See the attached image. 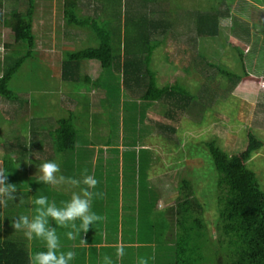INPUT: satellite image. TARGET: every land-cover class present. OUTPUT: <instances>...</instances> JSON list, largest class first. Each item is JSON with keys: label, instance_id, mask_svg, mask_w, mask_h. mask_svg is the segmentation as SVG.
Listing matches in <instances>:
<instances>
[{"label": "rangeland", "instance_id": "rangeland-1", "mask_svg": "<svg viewBox=\"0 0 264 264\" xmlns=\"http://www.w3.org/2000/svg\"><path fill=\"white\" fill-rule=\"evenodd\" d=\"M12 1L4 0L8 3ZM126 1L122 0L123 13H119L122 24L125 18L127 20ZM62 2L38 0L37 16L35 14L38 53L28 59L11 80L10 87L18 94L19 101H8L0 95V142H11L12 135L18 133L29 143L31 140L33 144L36 141L37 149L41 151L48 147L56 156L55 161L63 162L64 154L73 150L65 153L58 151L53 133L60 125V118L74 113L78 143L69 170L75 172L74 177L81 181L82 174L91 175L87 173L95 166V158L101 149L110 146H121V149H128L129 152L140 147L149 149H141L140 153L141 164L151 160V167L147 169L149 182L140 183V187L149 185L156 189L159 201L155 207L147 204L148 215H143L141 210L137 217L135 213L130 214L126 206L123 213L118 215L117 197L122 184L125 181L124 197L130 195L125 189L131 190L133 194L137 185L124 178L122 168L118 171L109 168L99 174L103 171L99 165L96 177L103 179L110 189L104 192V195H110V204L107 205L108 209L99 214L101 220L90 225L87 232L81 230L74 240L68 239L66 235L70 228L59 226L52 218H49V223L56 228L60 238L59 251L76 253L72 264H105L106 256L112 259L113 264H139L141 259H146L148 264H169L167 238L172 222L170 216L166 215L169 214L167 208L174 206L179 199L180 184L184 178L194 182L199 198L205 202L206 217L210 224L217 217L214 204L217 175L206 149L207 141L217 137L221 147L229 154H245L243 158L255 171L264 189V0L162 1L165 11L153 17L166 18L170 36L165 45L156 49L158 54L154 53V58H157L156 66L153 65L155 80L159 89L181 87L180 98L187 99L188 95H194L195 101L185 111L178 108L170 111L173 104L161 98L156 99L147 107L146 115L142 114L141 102L150 98L151 94L149 97L138 93L134 95L129 90H116L114 87L104 90L93 81L85 84L62 82L60 61L64 49L59 36L66 30ZM215 9L225 12V15L220 14L218 35H198L199 27L205 31L208 29ZM113 23L118 24L119 21ZM0 32L3 33L4 42L0 45V61H3L7 49L15 48L16 42L13 35L1 25ZM96 44L97 40L93 38L91 42L78 45L83 48ZM166 51L170 52V63L165 60ZM240 51L244 53L243 59ZM241 60L251 74L234 88L233 82L225 75L218 74L217 68L242 72L244 68L240 65ZM84 66L94 78L100 75V80L104 78L105 70L100 61L85 60ZM2 70L0 66V75ZM5 113L11 114L12 118ZM137 117L143 119L144 123L137 122ZM171 126L174 131L164 134L165 129ZM47 134L48 143L41 146ZM250 136L256 144L254 149L250 148L253 142ZM2 149L0 155L6 161L15 157L14 152L5 153L6 147ZM78 150H85V153L82 157L84 167L81 169L78 166L77 171L75 151ZM77 161L80 163L81 159ZM18 167L24 169V164L21 162ZM62 170L63 166L60 165L57 175L62 174ZM126 175L131 177L132 172L127 171ZM135 177L139 180L137 173ZM33 184L45 185L56 196L62 194L55 198L59 199L57 207L65 206L72 197L70 193L78 186L67 182L46 184L40 179L29 183L24 182L23 178L18 183L19 186ZM79 185L86 188L83 183ZM21 191L28 192L29 200L22 199L24 205L20 203L21 207L14 209V215L35 214L34 191ZM75 223L79 226L81 221L77 219ZM79 240L81 242L75 246ZM87 241L93 243L89 245L91 248L84 247ZM120 246L124 248V255L118 257L117 248Z\"/></svg>", "mask_w": 264, "mask_h": 264}, {"label": "trees", "instance_id": "trees-1", "mask_svg": "<svg viewBox=\"0 0 264 264\" xmlns=\"http://www.w3.org/2000/svg\"><path fill=\"white\" fill-rule=\"evenodd\" d=\"M135 1H126L127 20L125 18L122 24L119 19V13H123L122 0H63L66 30L59 36L64 49L63 59L60 61L61 80L64 83L72 82L71 84L93 81L100 84L104 90L106 87L110 89L114 87L116 90H129L134 95L138 93L149 97L151 94L150 98L141 102L142 114L145 115L147 107L160 98L174 105L170 111L177 108L185 111L195 101V96L180 98L181 87L159 89L155 80L153 65L156 66L157 58H154V53H157L156 49H159L160 45H165L170 33L167 31L169 24L166 18L164 16L154 18L153 15L165 11L162 7V1L165 0ZM37 7L38 0H13L11 3L0 0V25L13 35L16 42V47L7 49L3 61H0L3 68L0 75V95L8 101H19L18 94L10 87L11 80L26 61L38 53L35 34ZM213 11L208 29L205 31L203 27H199L198 35H218L221 25L220 14L225 15V12L216 9ZM116 20L119 21L118 24L113 23ZM2 38L3 33L0 32V45L4 44ZM93 38L97 40L95 46L88 45L82 48L78 45L91 42ZM7 46H10L9 43ZM243 55L244 53L240 51L242 59ZM89 59L101 62L105 70L104 78L100 80L101 75L94 78L87 73L84 61ZM165 60L172 62L170 52H165ZM240 65L244 68L242 72L219 67L217 72L228 77L235 88L244 77L251 74L243 60L240 61ZM88 67L87 65L86 69ZM11 110L13 111L14 107ZM5 114L12 118L11 114ZM75 118V114L71 113L58 120L60 125L55 129L53 136L56 148L61 153L76 149L78 131L75 127ZM135 120L144 123L143 119L140 120L138 117ZM173 128L171 126L165 129L164 134L166 131H174ZM250 137L252 140V136ZM252 141L250 148L254 149L256 144L254 139ZM20 144V156L16 161L22 162L28 155L29 146L27 141H21ZM133 146L135 147V144ZM141 149L149 150L140 147L129 152L128 149H121V146H110L99 150L95 163L96 176L99 165L103 170L99 174L106 169L108 171L109 168L117 171L122 168L124 178L137 185L133 194L131 190L125 189L130 195L123 198L129 213H135L137 217L141 210L143 215H148L147 204L155 207L159 201L156 189L149 185L140 187V183L149 182L147 169L151 167V160H145L141 164ZM206 149L217 175L214 200L217 217L215 222L210 224L206 217L205 202L199 198L194 182L190 178H184L180 184L179 199L174 206L167 208L169 214L166 215L170 216L172 222L169 230L172 234L168 233L167 238L170 248L169 264H264V189L257 174L243 158L245 154H229L221 147L217 137L206 142ZM70 154L71 152L65 153L64 161L60 163L61 166L68 163L69 169L73 158V154L71 156ZM14 164L15 160L11 159L5 165L8 183L18 180L20 169L18 166L14 167ZM127 171L132 172L131 177L126 175ZM63 173H66L65 169ZM136 173L139 180L135 177ZM95 179L99 184L104 183L100 177ZM21 181L18 180V183ZM122 185L124 189L125 181ZM105 190L110 189L108 187L95 190V193H100L105 201H110V195H104ZM38 193L42 194L40 190H36L35 195ZM49 197L56 201L51 191ZM5 230L9 229L6 227ZM16 236L13 238L7 236V231L5 237L0 235V264H30L32 255L47 251L46 244L41 239L33 237L31 241L29 239L27 241L23 235Z\"/></svg>", "mask_w": 264, "mask_h": 264}, {"label": "clouds", "instance_id": "clouds-1", "mask_svg": "<svg viewBox=\"0 0 264 264\" xmlns=\"http://www.w3.org/2000/svg\"><path fill=\"white\" fill-rule=\"evenodd\" d=\"M14 159V158H13ZM39 171L42 172L40 181L46 184H61L64 182L72 185L83 183L86 188L80 189V194L73 192L71 200L65 206L57 207L54 202H49L48 197L41 195L36 198L33 203L35 214L31 216L20 215L13 220V227L17 230L21 228L27 229L25 236L28 239L33 237L41 239L45 242L47 251H40L32 255L30 264H72L76 253L74 251H59L60 238L57 235L56 228L51 226L49 218H52L59 226L70 228L66 233L68 239L74 240L80 235L81 230L87 232L90 225L101 220V217L91 211V201L93 196H99L100 193L89 191L96 187L98 181L91 175H84L82 181L71 177H65L60 174V164L55 160L45 161L40 165ZM8 175L3 170H0V205H3L8 200L16 199L17 185L8 183ZM81 221L78 226L75 221ZM124 255L122 246L117 248V256ZM105 264H113L110 257L104 258ZM139 264H148L146 259H141Z\"/></svg>", "mask_w": 264, "mask_h": 264}, {"label": "crops", "instance_id": "crops-1", "mask_svg": "<svg viewBox=\"0 0 264 264\" xmlns=\"http://www.w3.org/2000/svg\"><path fill=\"white\" fill-rule=\"evenodd\" d=\"M12 133V132H11ZM9 133L7 135V141H8V138L10 136ZM16 133V132H15ZM36 134H34L33 132V136H35ZM49 137V134H47V138L45 140L42 141V145L44 144V146L47 145L48 143V138ZM21 141H27V139H25L24 136H22L21 134H15V135H12V141L11 142H7V143H1L0 142V150L3 151L2 148H7V150H4L5 153H9L10 151L11 152H14L15 153V157L13 156L11 159L14 158L15 160V164H14V167L18 166L19 163H21L20 161H16L17 158H19L20 156V146H21ZM47 141V142H46ZM28 142V141H27ZM28 146H29V149H28V155L25 157V160L22 161V163L24 164V169H21L19 172H18V180H22L23 178V181L24 182H27L29 181V183H35L36 181L39 180L40 176H42V172L39 171V168H40V165L45 162V161H49V160H55L57 159L56 156L53 154L52 150H49L48 147L46 148L45 151H41L40 148L37 149V146L38 144L35 143L33 144L32 143V140L31 142L29 143L28 142ZM40 146V147H41ZM19 153H18V152ZM74 152V151H73ZM73 152H71L70 156L73 154ZM85 153V150H78V151H75V158L77 156V159H75V163L78 164V165H75L77 171H78V166L82 169L84 167V162L82 160V157H83V154ZM94 156H95V153H93ZM6 156V155H5ZM3 155H0V170H3L5 172V165L7 164V162L11 161H6L5 157L3 159ZM55 158V159H54ZM81 159L80 163L77 161ZM96 160V158H95ZM57 162V161H56ZM58 163V162H57ZM61 162H59L60 164ZM61 165V164H60ZM65 169L66 173H62V175H66V176H69L71 178H74V179H77L76 177H74V174L75 172H72L71 170H69L68 168V163L66 164V166L64 165L63 166V170ZM62 170V171H63ZM96 171L97 169L95 168V166L92 167V171L89 170V172L87 174H91L93 176V178H96ZM76 174H78V172H76ZM81 176V174H78ZM83 176L84 174H82V179H83ZM15 178L17 177L16 175L14 176ZM18 180H13L11 181L10 183H14L17 185V193H16V199L14 200H8L6 201L5 204L3 205H0V235H3V237H5L6 235V231H7V236H10L11 238L13 237H17L16 235H23L24 237L25 236V231H27V229L25 228H21L19 230L15 229L13 227V220L16 219L17 217L19 216H15L14 215V209L18 208V207H21L20 206V203H22V206L24 205V202L22 199H24L25 201H28V192L27 191H24L22 192L21 190H28V191H35L37 190H40V191H43L42 194L41 193H38L37 194V198L41 195H43L44 193V196H47L48 197V200L49 202H54L57 205V201L59 199H57L56 201L54 200H51L50 197H49V191L51 190L50 188L46 187L45 185H41V184H37V186H35V184H33V186L31 185H22V186H19L18 185ZM22 182V181H21ZM87 187V186H86ZM75 189H73V191L70 193L71 195L73 194V192H76L77 194H80V189L82 188V186L78 185L76 187H74ZM85 188V187H84ZM107 185L105 183H97L96 187L93 188V189H89V191H92L95 193V190H100V189H107ZM52 195L54 198L56 197H61V196H58V195H62V194H58L56 196V194L54 192H52ZM30 196L32 195V193H29ZM124 195H123V185L121 187V192L119 193L117 199L119 200V202L117 203V212L118 214H122L123 213V209L125 208V203H124ZM71 200V198H70ZM69 200V201H70ZM121 201V203H120ZM110 204V201H105L102 197V195H99L98 198L97 196H93L92 198V201H91V211L95 212L97 215H99L102 211H105L106 209H108L107 205ZM158 204V203H157ZM13 205V207H11ZM11 207V208H10ZM9 209V210H8ZM125 214V213H124ZM31 214H28V216L31 218L32 215H34V213H32V215L30 216ZM121 217V216H120ZM53 226V225H52ZM7 227V229L9 230H5ZM3 233V234H2ZM26 240L28 241V238L26 237ZM29 241H31V239H29ZM81 240L79 241H76L75 242V246H77L78 243H80ZM31 243V242H29ZM89 245H93V243L91 241H87L85 243V248H91V246ZM99 247L102 245H98ZM104 246V245H103ZM83 247V248H84Z\"/></svg>", "mask_w": 264, "mask_h": 264}]
</instances>
